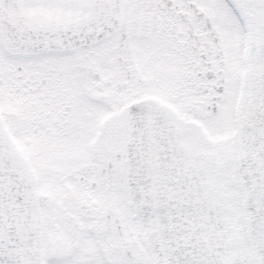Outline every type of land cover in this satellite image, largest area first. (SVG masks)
Wrapping results in <instances>:
<instances>
[{
  "label": "snow or ice",
  "instance_id": "1",
  "mask_svg": "<svg viewBox=\"0 0 264 264\" xmlns=\"http://www.w3.org/2000/svg\"><path fill=\"white\" fill-rule=\"evenodd\" d=\"M0 264H264V0H0Z\"/></svg>",
  "mask_w": 264,
  "mask_h": 264
}]
</instances>
